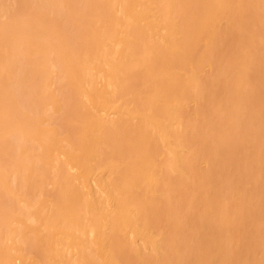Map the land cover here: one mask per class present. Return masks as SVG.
I'll list each match as a JSON object with an SVG mask.
<instances>
[{"label": "bare ground", "instance_id": "obj_1", "mask_svg": "<svg viewBox=\"0 0 264 264\" xmlns=\"http://www.w3.org/2000/svg\"><path fill=\"white\" fill-rule=\"evenodd\" d=\"M46 1V6H71L72 11L77 6L75 0ZM84 2L74 16L52 14L53 30L45 36L40 32L43 39H38L41 20L36 21L38 30L31 27L32 20L22 21L24 27L13 22L0 25V83L6 85L11 78L13 59L29 61L27 68L38 64L30 68L33 72L28 69V76L39 75L31 82L19 70L20 81L26 79L23 85H28L23 95L30 100L23 97L22 104L36 102L29 112L19 113L21 95L14 92L13 98L9 92L6 98L12 103H5L11 114L10 120L0 121V151L9 153L7 167L17 175L20 166L22 171L32 170L31 158L41 163L42 172L51 164L54 185L61 190L59 197L53 193L57 203L52 213L40 216L42 233L40 225L39 230H21L23 235L30 230L35 242H43L31 250L45 264H53L59 251L51 239L56 232L71 236L81 253L89 251L78 253L80 264L253 261L259 244H264V0H157L154 13L142 0ZM36 8L34 14L44 18V11ZM53 65L60 89L49 84L47 70ZM93 73L111 83L101 78L103 87H92ZM109 84L116 93L108 91ZM2 89L4 97L8 89ZM85 96L98 97L100 106L118 116L109 120L104 111L97 115L96 107L92 111L84 104ZM1 104L0 113L6 110ZM47 105L57 115L64 114L57 117L65 121L62 127H44L55 123L54 117L50 121L39 117L41 112L32 113ZM26 141L37 148L31 150L35 146L28 147ZM29 148L32 153L23 158ZM77 167L79 174L70 173ZM102 167L106 178L98 171ZM43 177L44 173L36 174L37 183H29L41 188ZM4 180L0 191L9 196L12 187ZM3 209L0 223L11 213ZM80 234L92 239L85 243ZM2 243L0 264H14ZM251 264H264V252Z\"/></svg>", "mask_w": 264, "mask_h": 264}, {"label": "rangeland", "instance_id": "obj_2", "mask_svg": "<svg viewBox=\"0 0 264 264\" xmlns=\"http://www.w3.org/2000/svg\"><path fill=\"white\" fill-rule=\"evenodd\" d=\"M39 1V3H40V1L41 0H38ZM38 1L37 0H0V25H5L6 23H9V22H13L14 24H19V25H22L23 27H24V25L22 24V21H25V20H32L33 21V26H31V27H33L35 30H38L37 28H36V26L37 27H39L40 26V24H38V23H36V21L38 22H40V20H41V25L42 26H40L39 27V34H40V32H41V34H42V32L44 33V36H45V34H46V32H50V31H52L53 30V25H51V23L53 24V19L55 18L54 16H57V15H59V13L60 12H62L61 13V15L63 14V13H66V15L68 14V15H70V12L72 13H75L74 12V10L78 7H80L78 10H82L83 8V5L85 4V0L83 1V0H75V2H77L78 4H79V6H78V4L76 3V8H74L73 9V11H72V8L73 7H71V6H63V5H61L60 7L58 6V5H54V7L53 6H51L50 7V5H48L49 6V8H48V6H46L48 3H47V1L45 0V2L43 1V3H42V1H41V3L39 4L38 3ZM144 3H146L147 1V3L146 4H150L152 7H149L148 5V8H150L152 11L154 10V11H156L157 9L155 8V7H157V5H158V3L159 2H157V0H142ZM150 1V2H149ZM177 1V0H176ZM82 2H84V3H82ZM45 3H47V4H45ZM80 3L81 4H83L82 6H80ZM42 5V6H41ZM43 5H45L46 7H44V9L42 10V9H40V7L41 8H43ZM28 6V7H27ZM58 6V7H57ZM36 7H38L41 11H44V13H45V17L44 18H41V17H38L37 15H35L34 13L36 12V10H37V8ZM67 7V8H66ZM45 8L47 9V10H45ZM51 8V9H50ZM55 8V9H54ZM70 8H71V10H70ZM24 9V10H23ZM51 11H50V10ZM62 9H64V10H62ZM30 10V11H29ZM53 10V11H52ZM58 10H59V12H58ZM62 10V11H61ZM34 11V12H33ZM56 11L58 12V13H56ZM66 11V12H65ZM69 11V12H68ZM154 11H153V13H154ZM38 12V11H37ZM46 12H47V14H46ZM25 13V14H24ZM51 13V14H50ZM72 13V14H73ZM118 14H120V12L118 11L117 12ZM49 14V15H48ZM54 16H53V15ZM57 14V15H56ZM29 15V16H28ZM67 15V16H68ZM21 16V17H20ZM37 16V17H36ZM67 16H65V14H63L62 15V17H67ZM73 16H74V14H73ZM125 18H126V16L125 15H123ZM2 18V19H1ZM30 18H32V19H30ZM45 18H47L46 20H45ZM16 19V20H15ZM20 19V20H19ZM23 19V20H22ZM49 19H50V21H49ZM125 20V19H124ZM123 20V21H124ZM17 23H16V22ZM46 24H45V23ZM48 22V23H47ZM4 23V24H3ZM35 23V24H34ZM44 23V24H43ZM49 24H50V26H49ZM70 24V25H69ZM68 24V26H70V27H72V25H71V23H69ZM72 24H73V21H72ZM125 24H127V25H129L130 24V20H127V21H125ZM35 25V26H34ZM44 25V26H43ZM131 25V24H130ZM49 26V27H48ZM52 26V27H51ZM44 28V30H42L41 28ZM49 29V30H48ZM52 29V30H51ZM16 31V29H13V31ZM42 30V31H41ZM12 31V30H11ZM67 31H69V33L71 34V33H73V28H68V30ZM25 32H26V30H25ZM20 33V32H19ZM69 33L68 32H66V34L67 35H69ZM40 34V36L38 35V37H40V38H38V39H43L44 37H43V35H41ZM66 38H68V36L66 37ZM118 48V47H117ZM112 56H114V57H116V55H112ZM22 59H24V58H21V60L19 59V60H15L16 61V64L14 65V63H15V61H14V59H13V62H12V65H10V68H11V70L13 71H11L10 73V75H11V78L9 79V80H7L6 82V85L4 84V83H0L1 84V91L0 92H4V90L2 89V88H5V89H8V91H6L8 94V96L6 95V93H5V95L6 96H4V97H1L2 98V100L3 99H6V100H8L7 98L9 97V99H10V96H12L13 97V95H14V97H15V93H17V94H20L21 96H17L18 97V106H19V108L18 109H20V111H19V113H21V110L23 111V112H25L26 110L29 112V110L30 109H32V107L31 106H34V105H32V103H33V101L34 100H32V103L31 102H29V103H27L26 101H24V103L22 104V100H24V98L26 97H24V95H26V92H27V87H28V85H26V83H25V85L26 86H24L23 85V83H24V81L27 79L28 81H31V79L33 78H36L35 76L34 77H32V74H30V76H28V73H29V70H30V72L32 71L33 72V70H31V69H33L32 67H34V66H31L30 68H27L26 66H30L31 64H30V62L28 61V64H24L25 62H23V61H26L25 59L24 60H22ZM8 63L6 62V63H4V65L3 66H8L7 65ZM21 64H22V67H21ZM23 64L25 65V66H23ZM33 64H36V61H34L33 63H32V65ZM12 66V67H11ZM36 66H38V64H36ZM35 66V67H36ZM21 67V68H20ZM24 67H26V69H27V72H24V71H26V70H24L25 68ZM34 67V68H35ZM12 68H14V69H12ZM36 68H38V67H36ZM55 66L53 65V67L51 66V69H50V66L48 67V73H50L49 74V76H50V78L51 79H49L50 80V83L49 84H51V88H57V87H59V89H60V83L58 82V81H60V76L58 75V77L60 78H55V76L57 75V68H55ZM16 69V70H15ZM20 69H22L23 70V72H22V70H20ZM29 69V70H28ZM49 69H50V71H49ZM18 70V71H17ZM22 72V73H24L28 78H26L25 79V77H24V81L23 82H21L20 80L22 79L23 80V78H21V77H23V76H21V74H20V76L21 77H19V74L18 73H20V71ZM53 70V71H52ZM15 71H17V72H15ZM54 72V73H53ZM35 73V72H34ZM18 74V75H17ZM24 74H22V75H24ZM38 73H36V75H37ZM54 74V75H53ZM93 74H95V75H93V80H92V82L94 81V83L95 82H97V83H93V85H92V87L93 86H96V87H100L99 89H101L102 87H103V82H102V80L104 81V79H106V78H104L103 79V77H102V74H100V73H98V74H96V73H93ZM33 75H35V74H33ZM16 76H18L19 78H16ZM39 76V75H38ZM38 76H37V78L36 79H38ZM95 76V77H94ZM10 77V76H9ZM31 78V79H30ZM41 78V77H40ZM101 78H102V80H101ZM12 79H13V82H12ZM17 79H19V81L17 80ZM110 79V78H109ZM109 79H106L105 81H104V83L107 81V80H109ZM39 80H41V79H39ZM39 80H35L36 81V83H37V81H39ZM48 80V81H49ZM54 80V81H53ZM55 80H57L56 81V83L57 84H55L54 82H55ZM15 81V82H14ZM34 81V80H33ZM100 81H101V83H100ZM110 82L109 83H111V80H109ZM26 82V81H25ZM32 82V81H31ZM61 82V81H60ZM17 83V84H16ZM22 84V86H21V84ZM39 83L40 82H38L37 84L39 85ZM52 83H54V84H52ZM99 83V84H98ZM10 84V85H9ZM16 84V85H15ZM27 84H30V82L28 83L27 82ZM5 85V86H4ZM12 85H13V87H12ZM55 85H56V87H55ZM97 85H99V86H97ZM110 85V84H109ZM3 86V87H2ZM54 86V87H53ZM112 85H110L109 86V89H108V91H113L114 93H116V90L117 89H115V87H111ZM23 87V88H22ZM19 88V89H18ZM58 89V91H57V89H56V91L58 92V93H60V90ZM111 89V90H110ZM113 89H115V90H113ZM63 91H65L64 89H63ZM9 92H10V96H9ZM13 92V93H12ZM15 92V93H14ZM22 93V94H21ZM64 93V92H63ZM1 94V93H0ZM24 94V95H23ZM65 94V93H64ZM4 95V94H3ZM2 95V96H3ZM61 95H62V98H63V94L61 93ZM7 97V98H6ZM13 97V98H14ZM16 97V98H17ZM23 98V99H20V101H19V98ZM87 98V96H85V98H83V101H84V104H87V107L88 108H90V107H93V108H90V109H92V111H93V109H94V111H95V113L97 114V115H103V114H105L106 113V118H108L109 120H110V116L111 117H113V119H115L117 116H118V113H117V111L116 112H114V110L113 109H111L112 111H109V109H106V108H104L103 106H100L99 104H101V102H100V99L98 98V97H94V96H88V99H86ZM26 99V98H25ZM90 99V100H89ZM6 100H3L4 102H2V101H0L1 103H3L4 105L6 104V103H9L10 101H12V99L11 100H8V101H6ZM27 100V99H26ZM85 100H87V101H85ZM94 100V101H93ZM27 101H30V100H27ZM6 102V103H5ZM34 102H36V99H35V101ZM86 102V103H85ZM92 102H94V103H92ZM10 103H12V102H10ZM9 103V104H10ZM25 103H27V109H26V107H25ZM31 103V104H30ZM3 104H1V105H3ZM35 104V103H34ZM90 104H91V106H90ZM92 104H93V106H92ZM7 105V104H6ZM5 105V107H6V110L5 109H3L2 111H1V118H0V121H5L6 119H7V117H8V113L9 114H11L10 112H7V110H9L8 109V106L9 105H7L6 106ZM22 105V106H21ZM10 106H12V105H10ZM86 106V105H85ZM31 107V108H30ZM22 108V109H21ZM46 108V109H45ZM53 107H51V105H47V106H45L44 108H40L38 111H31L34 115H35V113L38 115V113L39 112H41L38 116L40 117H43V115H44V117L43 118H45V117H47V118H45L46 120H48V119H50V121L53 119V117H54V119H53V121L55 122V123H52V124H44L43 126L44 127H56L57 128V126H60V127H62L63 125H64V123H65V121H63V118L62 117H60V121L62 120L63 121V123L61 124V122L57 119V117H58V115H63L64 116V114L63 113H61L60 112V114H58L57 115V113H55L54 111H53V109H52ZM98 108L99 109H101V110H99V111H97L98 110ZM105 110H104V109ZM29 109V110H28ZM4 110H5V112H4ZM12 110V109H11ZM25 110V111H24ZM42 110H44V111H42ZM47 110H49L48 112H46ZM102 111H104L105 113H103ZM2 112H4L5 114H3ZM22 112V113H23ZM42 112H43V114H42ZM51 112V113H50ZM54 112V113H53ZM31 113V114H32ZM109 113V114H108ZM7 114V115H6ZM32 114V115H33ZM42 114V115H41ZM49 116H48V115ZM53 114H55L56 115V117L53 115ZM117 115V116H115V115ZM3 115H4V117H3ZM53 115V116H52ZM71 116L69 115V117L68 118H70ZM9 118V120H10V117H8ZM64 118H67V117H64ZM72 118V117H71ZM2 119V120H1ZM65 120V119H64ZM68 120V119H67ZM67 120H66V122H67ZM70 120V119H69ZM57 123V124H56ZM60 123V124H59ZM55 124V125H54ZM57 125V126H56ZM8 131V130H7ZM7 136V135H6ZM60 136V135H59ZM61 137V136H60ZM19 141V140H18ZM25 142V141H24ZM11 143V142H10ZM26 143H27V141H26ZM25 143V145H27L28 147H29V145H30V147L32 148L33 147V145L35 146V147H33L32 149L31 148H29V152H27V153H22L24 156H22L23 158H26L25 156H27V155H29L30 153H32V151L30 152V149L31 150H33L34 148H37V146L35 145V144H33V145H31L30 143H27L26 144ZM22 144H23V140H22ZM64 143L62 142L60 145H63ZM16 145H19L18 144V142L16 143ZM71 149H73V148H71ZM103 149V148H102ZM5 150L6 149H4V151L2 152V150L0 151V156H1V158H0V165H1V167L2 166H4L5 165V163H6V168H2V169H5L4 171H2V169L0 168V173L2 172L3 173V175L2 174H0V176L1 177H5L4 179H2L1 177V180L0 181H2V182H0V185H1V188L2 187H4V186H2V184H3V180L6 182L5 184L7 185V187H9V188H11V195H9L8 196V194H6V192H2V190L0 191V195L2 194V193H5V195H7V196H5L4 194H2V198H0V200H1V202H0V204H2V203H4V205L2 204L0 207L3 209V208H5V207H7V208H5V209H3L4 210V212L6 211V210H10L11 211V213L10 212H8L10 215H8V213L7 212H5V213H7V217H6V219L4 220V222L3 223H0V233L2 234H0V243L1 242H3L2 243V246H3V248L5 247V248H7V250H8V252H10V254L12 255V257H14L15 258V260L16 261H14V264H45V262H44V259L41 257V256H39V254L37 255V254H35L34 253V251L33 250H31V248H34V244L35 245H37L38 247H42L43 246V242L40 240V241H37V242H35L34 241V239H33V235H32V233L30 232V230L28 231V233H26V235H23L21 232H23V231H21V230H23L24 229V227L25 226H29V227H33V228H36V226H39L40 225V230H39V228H36V229H38L39 231H40V233H42V225H43V221H42V219H41V215H44V214H48V213H52V210H53V207L55 208V205H54V202H56L57 203V201H55V194H57L56 196H58L59 197V195H60V193H58L57 191H59L60 189H58L59 187H57V185H54V179H56V177L54 178V175H56L55 174V172L53 171V169H52V165L50 164L49 166H45V172H42V169H40L41 167L43 168V166L42 165H40L41 163L39 162V164H38V162H35L34 161V158H31L30 160H32L33 159V161H31V163H32V170H31V168H29V171H28V168L26 169V170H21L22 169V167L20 166V168H18V171L20 172V173H18V175L15 173L14 174V172H12V171H10V169L7 167V166H10V162H9V165H7L8 163V161H10L9 159V157H10V155H9V153H7V151H6V153H7V155H8V157L7 156H5V158H3L4 156L3 155H5L6 153H5ZM74 150V149H73ZM36 151L38 152L39 150H37L36 149ZM70 151V150H69ZM72 151V150H71ZM8 152H10V154H11V150L10 151H8ZM18 152V151H17ZM5 153V154H4ZM18 153H20V152H18ZM29 153V154H28ZM3 154V155H2ZM21 154V155H22ZM26 154V155H25ZM62 156V158H66L67 156L64 154V157H63V154L61 155ZM60 156V157H61ZM66 156V157H65ZM6 157H7V160H5L6 159ZM61 158V159H62ZM67 159V158H66ZM65 159V160H66ZM7 161V162H6ZM63 161H64V159H63ZM68 161H70L68 164H69V166H67L68 164L66 163V167H69L70 168V166H72V162H71V160H70V158L68 159ZM5 162V163H4ZM36 164H35V163ZM2 163H4V165L2 164ZM38 164V165H37ZM64 164H65V162H64ZM4 166V167H5ZM35 166V167H34ZM63 167H65V166H63ZM65 167V168H66ZM49 168H51L50 169V171H49ZM21 171H20V170ZM46 169H48V170H46ZM68 169V168H67ZM103 169V170H102ZM11 170H12V166H11ZM69 170V169H68ZM104 170H106V171H104ZM24 171H25V173H24ZM26 171H27V173H26ZM80 173V171H82V170H79L78 169V167H77V169L76 168H73L72 170H70V173ZM98 171H100V174L103 176V178H106L107 177V169L106 168H104V167H102V168H99L98 169ZM103 171V172H102ZM11 173V174H10ZM21 173H23V174H21ZM30 173V174H29ZM38 175H41L42 173H44V177H43V179H42V181H43V183H42V181H41V188L40 187H34V184L35 183H37V179L36 178H34V175H36V174ZM69 173V174H70ZM9 174V175H8ZM27 174V175H26ZM28 174H29V176H28ZM32 174H33V176H32ZM49 174V175H48ZM17 175V176H16ZM24 175V176H23ZM106 175V176H105ZM13 176V177H12ZM22 176V177H21ZM27 177H28V179H27ZM13 178H15V179H13ZM34 178V179H33ZM26 179L28 180V182H27V184H29V186L28 187H25V184H26ZM29 179L32 181H34L35 179V183H33V184H30L29 183ZM14 182H16V183H14ZM22 181V182H21ZM52 181V182H51ZM13 182V183H12ZM47 182V183H46ZM2 183V184H1ZM19 183V184H18ZM20 183H24V186H23V184L21 185ZM46 183V184H45ZM74 183H76V182H74ZM17 185V186H16ZM22 186V187H24V188H21V187H18V186ZM31 185V186H30ZM46 185V186H45ZM49 185V186H48ZM32 186H33V188H32ZM17 187V188H16ZM30 187V188H29ZM43 187H44V189H43ZM55 187V188H54ZM16 188V189H15ZM20 188H21V190H22V192L20 193ZM41 190H40V189ZM13 189H15L16 191H14ZM30 189H33V190H30ZM58 189V190H57ZM13 190V191H12ZM25 190H27L25 193H24V191ZM29 190V191H28ZM44 190V191H43ZM19 191V192H18ZM61 191V190H60ZM59 191V192H60ZM15 192V193H14ZM31 192H32V194H31ZM55 192V194H53ZM23 193V194H22ZM42 193V194H41ZM38 196H37V195ZM103 194V193H102ZM11 196V197H10ZM17 196V197H16ZM22 196V197H21ZM29 196V197H28ZM41 196V197H40ZM10 197V199H9V201H8V199L7 198H9ZM48 197V198H47ZM57 197V198H58ZM17 200H16V199ZM40 198V199H39ZM5 199V200H4ZM7 199V200H6ZM12 199H13V201H12ZM26 200V202L24 201H21V200ZM31 199V200H30ZM57 200V199H56ZM6 202V203H5ZM12 202V203H11ZM29 202V203H28ZM33 202H34V204H33ZM27 203L29 204V206H27ZM12 205H14L13 207H11ZM25 205V206H24ZM31 205H33V208L32 209H30L32 206ZM46 205V206H45ZM54 205V206H53ZM10 206V207H9ZM22 206H24V207H22ZM29 208V209H27V207ZM10 209H9V208ZM50 207V208H49ZM0 208V209H1ZM12 208V209H11ZM16 208V209H15ZM21 208H23V210L21 209ZM26 210H25V209ZM38 208V209H37ZM13 209H15L16 211H15V213H13ZM41 209V210H40ZM18 210V211H17ZM49 210H50V212H49ZM27 211V212H26ZM30 211V214L28 213ZM34 211V212H33ZM23 213V214H22ZM26 213H28V214H26ZM14 214V215H13ZM17 214H19L18 216H17ZM36 214H39V215H36ZM13 215V216H12ZM15 215L17 216V217H15ZM1 216H2V214H1ZM25 216H27V217H25ZM34 216V217H33ZM35 218H37V219H35ZM35 219V220H34ZM40 219V220H39ZM1 220V219H0ZM22 220V221H21ZM30 220H32V221H30ZM17 221V222H16ZM19 221V222H18ZM29 221H30V223H29ZM28 222V223H27ZM37 223V224H36ZM39 223V224H38ZM3 224V225H2ZM4 224H6V225H4ZM6 226H8V229H7V227ZM10 229V230H9ZM12 229H14V230H16L15 231V233H11V231L13 232V230ZM9 230V231H8ZM7 233V234H6ZM8 233H11V234H15V236H14V238L11 236V234H8ZM17 233V234H16ZM78 234H79V232H77ZM76 233V234H77ZM56 232H53V235H52V241L54 242V243H56L55 245L57 246V249L59 250L58 251V256H54V258H53V264H80V257H79V254L78 253H80V255L81 254H84V253H87V252H89L88 250H87V252L85 251V252H80L79 250V247H77L76 246V244L73 242V238L71 237H69V236H65L64 235V237H63V235L62 236H58V234H56ZM25 236L26 237H29L30 239H29V241L30 242H32V244H28L27 242H26V239H25ZM79 236H82V238L83 239H85V243H87L86 241H88L89 239H92V237L91 236H89V238H88V235H82V234H80ZM10 237V238H9ZM11 237H12V241H11ZM15 237H16V239H17V241H15ZM65 238V239H64ZM69 238V239H68ZM56 239H58V243H57V241H56ZM68 241H67V240ZM72 239V240H71ZM56 241V242H55ZM17 242V243H16ZM264 242V241H263ZM91 244V243H90ZM93 244H91V247H93L94 248V246H92ZM260 245H262V243L261 244H259V248H258V250H256L254 253H255V259H253V261H252V259L250 260V261H247L246 263H248V264H251L252 262H254L255 260H257V258L259 259V257H260V254H263V252H264V247H262V246H264V244L262 245V246H260ZM55 246V247H56ZM59 246V247H58ZM65 246V247H64ZM63 247V248H62ZM69 248V249H68ZM75 248V249H74ZM92 248V249H93ZM64 249V250H63ZM62 250V251H61ZM262 250V251H261ZM15 252H17V253H15ZM256 252H257V254H256ZM261 252V253H260ZM74 253V254H73ZM15 255V256H14ZM37 255V256H36ZM64 255V256H63ZM77 255H78V257H77ZM98 255V254H97ZM76 256V257H75ZM94 256H96V252H95V254H94ZM99 256V255H98ZM262 256V255H261ZM60 259H59V258ZM36 258V259H35ZM42 258V259H41ZM43 261H41V260ZM17 260H18V262H17ZM29 260V261H28ZM62 260V261H61ZM41 261V262H40ZM77 261V262H76ZM24 262V263H23ZM38 262V263H37ZM59 262V263H58ZM61 262V263H60ZM158 263L159 264H161L162 263V261L160 260V261H158ZM246 263H244V262H241V264H246ZM237 264H240V262L239 263H237Z\"/></svg>", "mask_w": 264, "mask_h": 264}]
</instances>
